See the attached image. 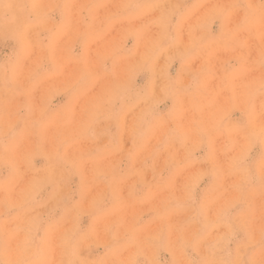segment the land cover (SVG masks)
Here are the masks:
<instances>
[{
  "label": "rangeland",
  "instance_id": "1",
  "mask_svg": "<svg viewBox=\"0 0 264 264\" xmlns=\"http://www.w3.org/2000/svg\"><path fill=\"white\" fill-rule=\"evenodd\" d=\"M0 264H264V0H0Z\"/></svg>",
  "mask_w": 264,
  "mask_h": 264
}]
</instances>
